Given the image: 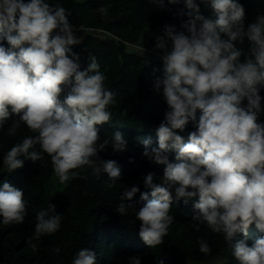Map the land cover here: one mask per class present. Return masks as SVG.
<instances>
[{"label":"clouds","instance_id":"clouds-1","mask_svg":"<svg viewBox=\"0 0 264 264\" xmlns=\"http://www.w3.org/2000/svg\"><path fill=\"white\" fill-rule=\"evenodd\" d=\"M180 2L167 0L171 5ZM150 3L166 8L165 0ZM201 5L214 18L203 15ZM99 11L106 14L108 7ZM69 15L49 0H0V130L11 120L8 135H15L21 125L35 134L12 146L3 164L12 173L25 160L40 161L47 154L61 184L78 177L74 170L87 165L97 177L107 174L112 187L121 168L115 160L101 159L99 152L109 144L114 152H125L128 141L115 131L111 141L98 146L96 126L111 120L108 106L116 94L105 87L107 77L96 56L90 55L83 66L72 48L86 31L107 32L76 27ZM176 15L187 17L180 30L166 24L155 37L162 68L153 70L161 73L153 90L162 94L168 108L155 129L158 146L151 147L150 137L139 140L142 155L163 166L162 182H156V172H148L143 176L146 191L127 187L116 210L122 215L135 209L139 193L144 203L136 211L138 235L155 248L163 244L174 220L169 214L173 199L185 205L192 201L197 231L206 225L222 234L238 264H264V14L246 25L239 0H183ZM78 27L83 30L77 36ZM245 39L247 52L238 47ZM190 123L194 130L181 135ZM55 209L50 203L36 214L27 241L33 251V240L60 229L61 215ZM26 216L23 190L5 180L0 184V223L23 224ZM252 225L260 235L249 246L237 236L246 238ZM197 243L202 254H211L207 241ZM55 251L59 254L60 249ZM71 264H97L96 254L81 248ZM131 264H142L141 257L132 256Z\"/></svg>","mask_w":264,"mask_h":264},{"label":"trees","instance_id":"trees-1","mask_svg":"<svg viewBox=\"0 0 264 264\" xmlns=\"http://www.w3.org/2000/svg\"><path fill=\"white\" fill-rule=\"evenodd\" d=\"M49 2L59 3L67 9L71 13L68 16L71 24L107 32L86 31L80 35L82 42L72 48L80 54L83 66L90 55L96 56L100 70L107 77L105 87L116 94L115 102L108 106L111 120L96 126L100 135L97 145L104 140L111 141L112 133L121 131L128 141V150L114 152L109 144L99 152L101 159L115 160L121 168V177L112 187H109L111 182L107 174L97 177L87 165L74 170L80 173L78 177L61 184L47 154L40 161L25 160L23 168L8 173L3 164L6 152L24 137L35 135L23 125L15 135H8L7 129L12 123L9 120L4 130H0V184L6 180L23 190L27 216L23 224L0 223V264H71L81 248L94 252L97 264H131L134 255L141 257L142 264H156L160 259L165 264H238L222 234L212 233L206 225H200L196 230L192 201L185 205L183 201L173 199L169 214L174 220L163 244L155 248L146 246L138 235L140 221L136 219V211L144 203L139 193L134 197L135 209L128 208L122 215L116 210L127 187L136 185L141 192L146 191L143 176L148 172H156V182H162L163 166L152 164L142 155L144 146L139 140L150 137L151 147L158 146L155 129L168 108L162 94L153 90V81L161 74L153 70L162 68L161 53L154 50L155 37L163 34L166 24H174L180 30L181 21L187 19L176 15L178 9L183 8V0L177 5L165 0V9L150 0ZM239 2L245 8L246 25L254 22L257 14H264V0ZM101 6L108 7L106 14L99 11ZM201 11L206 17L214 18L211 9L201 5ZM238 47L247 52L249 42L245 39ZM261 95L264 96V90ZM260 122H264V114L260 116ZM193 130L190 123L180 134L187 137ZM36 150L39 151L38 145ZM50 203L61 215V227L55 234L33 240L32 243L37 245L33 251L27 241L34 233L36 214L47 209ZM258 235L252 225L246 238L242 234L237 238L246 239L251 246ZM198 239L208 242L211 254L199 251ZM57 248L59 254L55 251Z\"/></svg>","mask_w":264,"mask_h":264},{"label":"built area","instance_id":"built-area-1","mask_svg":"<svg viewBox=\"0 0 264 264\" xmlns=\"http://www.w3.org/2000/svg\"><path fill=\"white\" fill-rule=\"evenodd\" d=\"M75 26V25H74ZM77 27V26H76ZM80 30L79 31H77L75 34L78 36L79 35V33L83 30V28H81V27H78Z\"/></svg>","mask_w":264,"mask_h":264}]
</instances>
